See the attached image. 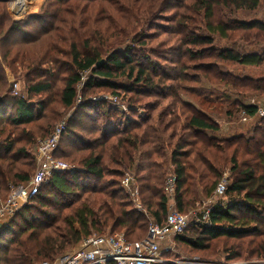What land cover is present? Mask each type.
I'll list each match as a JSON object with an SVG mask.
<instances>
[{"label": "trees", "instance_id": "obj_1", "mask_svg": "<svg viewBox=\"0 0 264 264\" xmlns=\"http://www.w3.org/2000/svg\"><path fill=\"white\" fill-rule=\"evenodd\" d=\"M174 1L127 0L125 7H114L107 23L101 22V11L95 4L83 6L78 15L72 12L77 19L71 24L65 19L62 20L64 24L58 20L57 13L61 15L66 10L60 9L57 13L47 10L41 17L35 16L46 24L33 32L34 40L41 41L49 36L53 43L35 57L28 55L27 46L32 40L31 32L25 28L29 24L13 21L5 7L0 6V48L6 51L3 60L11 58L8 67L12 72L18 70L17 63L24 69L27 93H52L55 81L61 78L62 88L57 93L60 106L72 108L81 95L84 100L74 116L93 119L87 109H97L101 116H109L103 130L91 129L90 133L97 132V135L87 140L74 134V116L69 119L61 140L68 133L71 140L66 139V150L61 153L62 157L75 154L71 160L74 166L71 170L54 172L31 198L38 206L28 208L31 205L25 204L23 212L15 216L19 215V219L12 222L13 229L8 226L0 229V264L54 260L93 234L124 231L129 241L144 239L151 222L162 224L166 220L169 197L165 184L171 174L176 177L174 196L179 211L185 214L196 208L199 212L197 204H203L202 201L207 202L206 207L210 209L209 223L200 224L193 217L194 224L189 223L183 234L175 235L176 241L184 242L192 250L223 255L228 261L264 259V114L260 113L258 104L235 100V105L247 117H257L256 122L247 132H234L221 138L216 135L221 125L207 112L182 100L177 94L180 88L162 96L172 100L170 106L159 112L157 123L153 113L139 118L133 115L138 114L134 102H139L140 98H130L134 106L129 115L108 110L104 100H86L89 90L97 88L138 94L141 93L136 87L139 84L149 94L158 93L162 84L167 88L166 80L171 77L165 72L159 73L153 63L146 65L135 58L133 50L141 43L138 38L145 35L139 31L144 21L156 10L177 6ZM261 2L189 0L182 3L181 10L173 16L180 34L176 40L178 53L194 59L206 57L207 48L213 47L219 36L234 43L218 51L219 60L262 66L264 19L245 20L231 15L235 10H256ZM64 4V0H58L55 5ZM191 22H196L201 30L192 32ZM20 36L22 38L16 40ZM237 36L246 44L238 43ZM92 44H99V47L92 49ZM144 58L151 59L145 55ZM46 64L48 67L44 66ZM208 69L216 71L209 80L224 83L237 93L264 95V77L234 75L218 71L216 66ZM85 73L88 76L83 82ZM117 77L130 82L121 83L115 80ZM82 82L84 88L80 91ZM23 96L11 93L0 64V198L9 191L8 183L27 182L36 168L35 161L29 160L32 156L26 147L18 146L25 137V130L20 139L17 138L20 134L12 136L16 129L26 128L41 118L47 104H33ZM158 105H154V109ZM227 114L230 118L236 117L233 110ZM119 115H122L121 120ZM167 116L171 118L167 120ZM181 116H184L183 122ZM163 133L168 134L166 144ZM29 137L32 140V136ZM58 149L59 146L55 151L57 157ZM226 170L232 173L230 183L225 194L219 196L216 188ZM127 173L137 182L142 209L122 185ZM190 230L192 235L187 236Z\"/></svg>", "mask_w": 264, "mask_h": 264}, {"label": "rangeland", "instance_id": "obj_2", "mask_svg": "<svg viewBox=\"0 0 264 264\" xmlns=\"http://www.w3.org/2000/svg\"><path fill=\"white\" fill-rule=\"evenodd\" d=\"M58 0H0V6H4L8 14L10 15L11 19L15 22L20 24H29L26 30L27 32H31L29 35L30 44L28 47V55H40L43 54L44 51L47 50L48 47L53 43V38L49 37L47 39L41 38V41L34 40V34L38 28H41L46 24L45 21H39L41 18H35V16H40L46 14L47 10L57 13V10L63 9L67 12H63L64 14L60 15L58 12V20H60L61 24H64L62 20H66L68 24H71L72 20H76L77 18L71 15L72 12H76L78 15L83 6L89 5L92 6L95 4V8L98 11H101V22L107 23L109 19L111 20L112 12L114 11V7L121 8L125 7V1L127 0H102L100 3L96 2V0H64V5H55ZM189 0H175L174 3L177 6L169 8L168 10L159 9L154 11L153 16H149L141 26L139 30L141 33H144V36L139 37L140 40L139 44L135 47L136 50H133L135 54V58L139 59L144 64H151L153 63L158 67L159 73L165 72L168 77L171 79L166 80V89L162 86L158 89V93H147V89L141 84L137 85V90L141 93H126L121 90H114L108 88H97L93 90H89V96H87L86 100H92L94 102L98 100H104L107 106V109H115L120 113H124L126 115L130 114V109L132 108L131 104L135 103L136 110L138 114H133L136 118L145 117L147 114L153 113V119L157 123L159 112L162 109H165V106H170L172 98L167 97L164 98L162 96H168L171 92L175 93L177 88H180L177 91L178 96L185 102L193 104L198 110H202L207 112L211 118H213L214 122L221 125V131L217 132L218 137H224L230 133L234 132H247L253 124L256 122L257 117L249 118L247 117L243 111H240L239 107L235 105V100H242L250 102L251 104H258L261 111H264V95L257 96L256 94L251 93H237L234 89H231L228 86H225L224 83H221L217 80H209L210 75L215 73V70L209 71L208 67L216 66L218 71L221 72H230L234 75L240 76H249L252 78H260L264 77V64L262 66H250V65H241L232 62H224L218 59L217 54L219 50L225 49L228 46L234 45L232 40L230 39H222L219 36H216V40L213 47H208L209 49L206 57L200 59H194L187 56H182L178 53V45H177V38L179 37V29L176 25V21L173 22V16L176 15V12H179L181 9L179 5L182 3H188ZM154 4V2H151ZM1 8V7H0ZM232 18L238 19H264V0H262L260 6L256 10H240V11H232L231 13ZM99 16V17H100ZM120 22V19L119 21ZM66 24V23H65ZM191 31L199 32L198 24L196 22H191L190 26ZM27 33L24 34L26 36ZM22 36L18 37L16 40L21 39ZM238 43L246 44L244 41L239 39V36L235 38ZM128 42V41H127ZM185 46V45H184ZM99 44L93 45L92 49L98 48ZM194 50L196 49L194 46H191ZM83 49V48H81ZM215 49V51H214ZM2 48H0V64L4 67L5 74L8 78L9 83V90L14 95H24L28 101L33 104L39 103H46V108L44 109L43 115L41 118L36 120L35 122L26 125V128H18L15 130L12 138H22L21 132L25 130V137H23L22 141L18 142V146H25L27 151L31 154L32 159L35 161V171H31L30 179H33L35 172L37 171L38 167L41 165L40 160V144L43 140L47 139L53 129L58 126L59 124H66L69 125V119H71L76 110L78 109L79 105L84 100V96H78L75 105L72 108L65 109L59 104V96L57 93L62 88V81L61 78L57 79L54 83V91L52 93L46 92L38 95H30L27 93L26 90V82L27 79L25 77V71L19 64L17 63L15 66L18 67L16 72H12L11 69L8 67L10 59L7 61L3 60V55L5 56V50L2 52ZM145 56H150V60L144 58ZM48 67V64L44 65ZM201 67V68H200ZM210 72V73H209ZM209 73V74H208ZM88 73L84 74L83 82L87 79ZM116 81L121 83H129L128 79L124 77H117L115 78ZM158 80V79H156ZM83 82L80 84L79 89L80 91L83 90L84 84ZM145 92V93H144ZM175 94V96H177ZM141 99L139 102L131 103L129 101L130 98ZM50 104L48 102H50ZM158 103H160L158 105ZM142 104V105H140ZM154 105H158L156 109H154ZM178 107V106H177ZM177 107L173 108H166L168 110H178ZM106 109V108H105ZM97 109H87L88 112L92 115L93 119L85 118L81 119L78 116H74L73 118V125L74 134H76L79 139L87 140L88 138H94L97 135V132H91V129L99 128L100 130L104 128V121H109V116H101ZM233 110L236 113V117L230 118V115L227 113ZM259 110V111H260ZM10 112V111H9ZM11 113V112H10ZM101 113V112H100ZM60 115L59 119L54 120ZM51 116L53 119H51ZM119 119H122V115L117 116ZM115 117V120L116 118ZM167 120L171 118V116L166 117ZM54 120V121H53ZM113 120V121H115ZM184 116H181V122H183ZM118 122V121H117ZM49 128V126H51ZM32 136V140L30 137ZM71 134H66L61 141H59V152L57 159L62 160L63 162L67 163L68 165H72L71 160L74 158L75 154H71L68 157H62L61 150H66V139H70L69 136ZM48 136V137H47ZM165 144L167 143L168 134L163 133ZM47 137V138H46ZM45 138V139H44ZM71 140V139H70ZM58 148V147H57ZM34 157V158H33ZM171 172V171H170ZM131 174V173H129ZM231 172L226 170L223 174L222 179H225L226 184L230 183ZM221 179V180H222ZM30 182V181H29ZM26 184L27 182L21 183H8L9 184V191L7 194L4 195L3 198H0V209H3V216L0 218L2 222H7L6 227H11L13 229L12 222H15L19 219V215L15 217L17 214L23 212V207L25 204H29L32 208L34 202H32L31 198L37 192L33 191L32 194L28 197V200L24 202L16 203L13 207L11 204H6L11 195L13 193V188H15L19 184ZM47 183V182H46ZM45 184V183H44ZM32 188H29L31 191ZM141 201V200H140ZM203 204H197L199 207V211L203 210L207 206V202L202 201ZM34 206H38L35 203ZM170 208V206H169ZM15 212H12L15 210ZM172 209V208H171ZM170 210V209H169ZM198 209L191 208L185 214L189 217V223L193 225V217H195L194 213L197 212ZM19 212V213H18ZM34 212V210H33ZM1 213V212H0ZM37 213V209L35 210V214ZM32 214V213H31ZM18 218V219H17ZM150 226V225H149ZM193 226H191L192 228ZM149 230V229H148ZM192 235V230L189 231L187 236ZM142 240V239H141ZM139 240V241H141ZM138 242V241H133ZM223 248V246H220ZM218 248V247H216ZM221 250V248L219 249ZM213 253L208 251H199V250H192L182 241H176V239H171L168 242L161 243L160 255H162V262L173 263V264H264V259L259 258H250V259H239L235 261H228L223 258V255L217 254L212 255ZM36 261V260H35ZM33 261V262H35Z\"/></svg>", "mask_w": 264, "mask_h": 264}, {"label": "built area", "instance_id": "obj_3", "mask_svg": "<svg viewBox=\"0 0 264 264\" xmlns=\"http://www.w3.org/2000/svg\"><path fill=\"white\" fill-rule=\"evenodd\" d=\"M260 113L264 114V111L260 110ZM65 127L66 124H59L52 134L41 142V165L35 172L33 179L31 178L26 184H19L13 188L11 198L6 204L9 203L13 207L21 200L26 202L33 191H37L40 189L39 187L48 182L54 172L73 168V166L57 159L55 156V151ZM122 185L133 198L136 206L142 209L139 187L134 176L127 173L122 180ZM175 187L176 177L171 174L165 184V192L169 197L168 205L170 206L166 220L162 224L151 222L147 236L141 241L137 243L129 241L124 231L102 235L93 234L85 238L75 249L58 256L54 260H42L33 264H111L112 262L115 264H157L162 262V255H160L161 243L174 239L175 235L183 234L189 225V217L176 208ZM29 188H32L31 191ZM226 189V181L222 179L215 193L223 196ZM4 211L6 213V209ZM4 211L0 209V218L4 215ZM15 211L16 209L12 212ZM194 215L195 220L200 224L210 222V209L208 207L195 212ZM0 224L6 225L7 222H2L1 219Z\"/></svg>", "mask_w": 264, "mask_h": 264}, {"label": "water", "instance_id": "obj_4", "mask_svg": "<svg viewBox=\"0 0 264 264\" xmlns=\"http://www.w3.org/2000/svg\"><path fill=\"white\" fill-rule=\"evenodd\" d=\"M103 60L102 61H100L99 63H98V65L100 66V65H102L103 64ZM6 225H4V224H0V229H2V228H4Z\"/></svg>", "mask_w": 264, "mask_h": 264}, {"label": "crops", "instance_id": "obj_5", "mask_svg": "<svg viewBox=\"0 0 264 264\" xmlns=\"http://www.w3.org/2000/svg\"><path fill=\"white\" fill-rule=\"evenodd\" d=\"M165 242H168V241H165Z\"/></svg>", "mask_w": 264, "mask_h": 264}]
</instances>
